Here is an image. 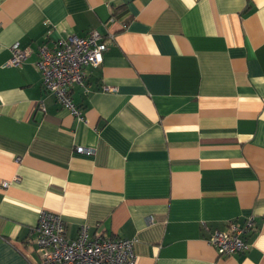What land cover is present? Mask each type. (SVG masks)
I'll use <instances>...</instances> for the list:
<instances>
[{"label": "crops", "instance_id": "crops-1", "mask_svg": "<svg viewBox=\"0 0 264 264\" xmlns=\"http://www.w3.org/2000/svg\"><path fill=\"white\" fill-rule=\"evenodd\" d=\"M93 30L80 121L35 63ZM44 211L137 264H264V0H0V264L39 263ZM250 216L248 252L220 257L210 235Z\"/></svg>", "mask_w": 264, "mask_h": 264}, {"label": "built area", "instance_id": "built-area-1", "mask_svg": "<svg viewBox=\"0 0 264 264\" xmlns=\"http://www.w3.org/2000/svg\"><path fill=\"white\" fill-rule=\"evenodd\" d=\"M51 32H49L50 34ZM106 42L100 33L93 30L85 37L71 36L55 46H38V60L35 66L41 73L45 92L54 96L57 102L71 115L84 121L80 110L74 103L71 93L75 85L83 86L86 69L99 67L107 51ZM13 56L9 66L18 67L27 61L32 53L21 48L19 43L12 46ZM105 92L115 89L105 87ZM42 110L44 104L42 103ZM81 152L93 150L79 148ZM7 187L8 183L4 182ZM255 217L250 216L244 226L231 222L227 231H215L208 238L220 257L246 253L251 247L249 238L253 234ZM38 264H137L132 239H112L90 237L88 227H82L77 239L66 236L65 223L59 214L42 212L35 227Z\"/></svg>", "mask_w": 264, "mask_h": 264}]
</instances>
